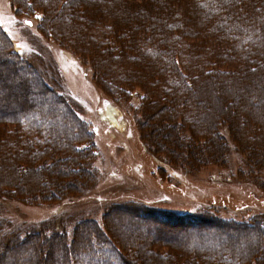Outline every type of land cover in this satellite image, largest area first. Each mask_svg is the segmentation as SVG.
Wrapping results in <instances>:
<instances>
[{"label":"trees","instance_id":"1","mask_svg":"<svg viewBox=\"0 0 264 264\" xmlns=\"http://www.w3.org/2000/svg\"><path fill=\"white\" fill-rule=\"evenodd\" d=\"M9 2L16 16H38L37 30L50 39L55 37L58 43L66 45L87 61L95 78L100 73H109L115 80L114 86H107L111 93L109 97L127 102L133 91L141 93L137 110L141 117H145L147 126L150 119H154L155 111L158 113V123L162 128L159 126L158 134L154 132L152 138L154 146L169 153L168 156L162 154L169 164L182 158L183 147L188 149L186 154L191 155L190 158L186 156L188 169L195 167L194 159H223L226 143L219 132L222 125L227 126L230 137L240 147L250 150L249 155L256 160L264 151V127L259 128L258 125L264 120V0ZM72 14L75 19L71 18ZM96 15L103 20L93 22ZM144 18L148 25L140 23ZM46 25L48 31H45ZM93 27L99 36L92 34ZM103 38L106 40L102 42ZM123 59L125 61L122 62ZM0 62L11 65L10 69L0 70V86L8 75L19 83L25 81L24 77L20 78V65L29 66V63L14 51L12 42L1 27ZM30 87L19 92L16 109L9 112L0 110V123L12 122L14 131H20L14 134L16 138L13 141L5 139L0 144V179L3 177L14 184L15 168L20 173L21 168L26 170L22 173L23 190L20 187L19 191L10 189L8 184L6 190L1 189L2 193L18 198L26 193L28 196L24 198L36 199L51 186L57 189L55 187L61 186L62 182L65 187L69 186L66 195L75 196V186L57 177L64 175L63 168L68 165L59 167L55 164L64 163L67 158L83 166H93L97 146L92 132L70 105L61 100L63 96L54 88L52 101L42 86L30 99ZM1 93L0 87V96L8 97ZM245 119L254 134L243 133L240 124ZM139 126L140 138L141 135L149 136L151 128L147 131ZM34 144L36 150L32 147ZM54 148L68 149L71 154L63 152L58 155L53 152ZM30 151L42 158L52 153L57 155L55 166L52 165L53 159L37 162L38 158L30 156ZM12 158H22L26 164L19 168L18 163H11ZM7 160L10 164L4 168ZM50 169L56 172V177L51 178L52 184L49 179L45 184L40 182V176H47ZM92 178L78 181V185L84 187ZM127 205L133 206L132 203ZM139 211L141 221L149 219L153 222L146 226L127 223L120 227L133 232L130 245L135 250L133 253L139 254L142 264H264V254H260L264 252V240L262 244L257 237L260 234L264 237V222L258 215L249 220H234L208 213L175 214L150 207ZM133 213L136 215L135 210ZM87 220L79 221L76 228L74 226L71 243L67 242V234L62 232H54L47 238L41 236L48 243L55 239L51 248L55 247L57 258L52 262L44 252L47 264H131L123 251L121 253L119 242L113 243L109 239L107 218L101 225ZM159 222L172 228L159 226L156 231H151L153 224ZM82 223L91 224L95 232L92 235L88 231L78 234L75 230ZM180 225L186 227L178 229L181 234H176L175 239L165 238L172 234L169 230ZM225 228L233 229L235 235L229 236ZM250 232L253 237L243 235ZM117 234L126 241L122 231ZM32 235H11L10 255L6 254L7 250L0 255V264H45L40 259V247L38 244L33 246ZM237 235L246 239L239 242ZM3 242L0 235V243ZM22 247L23 254L15 262L18 254L15 250ZM35 247L38 258L33 255Z\"/></svg>","mask_w":264,"mask_h":264},{"label":"rangeland","instance_id":"2","mask_svg":"<svg viewBox=\"0 0 264 264\" xmlns=\"http://www.w3.org/2000/svg\"><path fill=\"white\" fill-rule=\"evenodd\" d=\"M37 17L16 16L9 0H0V27L12 42L14 51L29 63V66L21 67L20 65V78L24 77L25 81L19 83V80L8 75L0 86L1 95H8V97L0 96V110L9 112L11 109H16L15 102L22 88H29L32 85L29 97L33 99L37 90L42 86L52 101L54 97L51 93H54V88L63 96L61 100L70 105L87 125L89 132H92L97 154L93 166L87 164L83 166L82 163H75L74 159L67 158L64 163L55 164L57 155L52 153L42 158L30 151V156L38 158L37 162L42 159H53V166L68 165L63 168L64 175H57V177L69 182L77 189L75 196L66 195L69 186L65 187L61 182V186L55 187L58 190L51 186V189H47L46 193L40 194L36 199L24 198L28 196L26 193L19 198L9 193H2L1 189L6 190L8 184H10V189L19 191L18 187H20V190H23L24 174L22 173L26 170L20 165H25L26 160L12 158L11 163L14 165L18 163L22 173L15 168L13 171V175L16 176L14 184L7 182L3 177L0 179V235L4 239L3 244L0 243V255L6 250V254L10 255L9 245L13 234L23 237L28 233H33V246L38 244L40 247L41 261L47 264V258L50 256L51 261L54 262L57 257L54 252L55 247L51 248V243L55 239L48 243L41 236L47 238L54 232H62L67 234V242L71 243L72 230L79 221L86 222L89 221L87 219H91L93 224L96 221L101 225L106 217L110 226L106 229L109 239L113 243L119 242L121 253L123 251L122 254L131 264H142L139 254L133 253L134 248L130 245L133 232H127L121 227L126 226L127 223H141L143 226L151 224L152 220L143 218L144 220L141 221L139 219L141 216L139 209L142 210L145 207L175 214L208 213L234 220H249L258 215L264 222V151L256 160L253 155H249L250 150L240 147L230 137L227 126L222 125L219 132L226 143L223 159L209 160L201 157L197 161L194 159V168L188 169L185 164L191 155L186 154L188 149L183 147L182 158L177 160V163L169 164L164 156H168L169 153L162 147L154 146L152 138L154 132L160 129L158 113L155 111L154 119H150L147 126L144 121L145 117H141L137 110L141 93L138 90L133 91L127 102H120L109 97L111 93L107 86L110 84L114 86L113 77L104 72L96 75L97 78H95L87 61L74 54L66 45L58 43L55 37L50 39L45 33L37 30ZM71 18L75 19L74 14ZM98 19H101L98 15L94 16L93 22ZM26 21L31 23H25ZM140 23L148 25L146 18L141 19ZM48 30L47 27L45 31ZM91 32L99 36L95 27ZM104 40L106 38H103L102 42ZM86 41L89 42V39ZM85 45L90 49L88 44L85 43ZM119 55H121L120 52ZM13 65H15L14 62ZM10 68V64L0 62V70ZM3 98L5 100H2ZM5 118L7 117H3ZM247 124L246 119L240 124L243 133H253L249 129L251 125ZM138 125L142 130L150 127L149 136L141 135L143 139L140 138ZM258 125L259 128L264 127V120ZM160 127L162 128V125ZM13 128L12 122L2 121L0 123V144L5 139L11 142L16 138L14 134L20 131L19 129L14 131ZM200 137L202 138L201 135ZM8 142L7 145L10 146ZM32 147L36 150L37 146L34 144ZM156 151H159L158 155L153 154ZM53 152L59 153L58 155L63 152L71 154L68 149L57 150L56 148ZM6 162L3 164L4 168L10 164L9 160ZM59 167L56 168L61 172ZM66 168L69 169L66 170ZM90 176L93 177L94 182L92 180L84 187L78 185V181L89 180ZM40 177V182L45 184L49 179L52 184L51 178L56 177V172L50 169L47 176ZM51 194L52 196L49 197ZM127 203H132L136 215L133 213V206ZM153 226L154 229L151 231H156L159 226L172 228L160 222L154 223ZM181 226L183 225L173 227V230H169L172 234L165 238L175 239L181 234L179 230L186 228ZM75 231L78 234L88 231L91 235L95 232L91 224L87 223H82ZM120 231L126 236V241L117 234ZM224 231L229 236L235 235L233 229L225 228ZM252 234L250 232L243 235L248 238L253 237ZM243 235H237L240 237L239 242L246 239ZM257 237L258 241L260 240L263 244L264 237L261 234ZM56 246L59 248L58 245ZM22 249L23 247L15 250L18 252L15 262H18V256L23 254ZM34 252L33 255L38 258L36 247ZM44 252L47 258L43 257ZM178 253L177 256L180 255Z\"/></svg>","mask_w":264,"mask_h":264},{"label":"snow or ice","instance_id":"3","mask_svg":"<svg viewBox=\"0 0 264 264\" xmlns=\"http://www.w3.org/2000/svg\"><path fill=\"white\" fill-rule=\"evenodd\" d=\"M25 23H28V24H30L31 22H30V21H26Z\"/></svg>","mask_w":264,"mask_h":264}]
</instances>
